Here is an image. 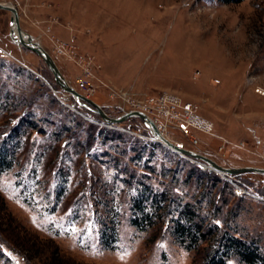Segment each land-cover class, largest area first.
<instances>
[{"label": "rangeland", "instance_id": "rangeland-1", "mask_svg": "<svg viewBox=\"0 0 264 264\" xmlns=\"http://www.w3.org/2000/svg\"><path fill=\"white\" fill-rule=\"evenodd\" d=\"M0 1L16 6L21 29L109 116L141 110L184 148L264 167V0ZM11 15L0 8V144L20 115L21 146L0 169V264H205L209 242L185 248L162 216L145 229L131 223L144 185L198 202L264 251V172L222 173L157 140L137 114L104 121L13 40ZM184 121L193 124L185 130ZM88 124L108 129L93 136ZM115 215L116 247L104 248L99 230ZM226 264L244 263L233 255Z\"/></svg>", "mask_w": 264, "mask_h": 264}, {"label": "trees", "instance_id": "trees-1", "mask_svg": "<svg viewBox=\"0 0 264 264\" xmlns=\"http://www.w3.org/2000/svg\"><path fill=\"white\" fill-rule=\"evenodd\" d=\"M72 105L78 109L81 107L74 101ZM85 115L94 116L90 110H86ZM20 117V115H17L15 119L12 117V127L1 132V136L4 138L0 144V169L10 166L11 159L21 146L19 145L18 137L20 125L19 127L17 125ZM87 127L89 134L93 136L106 132L108 129L106 126L100 124H88ZM68 141H70L69 136L63 140V144ZM91 142V139L89 141L87 139L86 148L91 145ZM205 170L211 172V169L205 168ZM217 180L216 178L215 181H212L213 187L216 186ZM144 186L141 194L131 199L132 213L130 220L137 228L145 229L155 222V218L161 219L162 216L165 230L170 229L175 239L185 248L192 249L203 241L209 242L207 246H210V248L205 255V264H226L227 260L233 255H236L244 264H264V251L254 236H251L250 239H243L242 236L236 234V231L230 232L228 228L223 230L220 224L210 219L209 211L201 212L199 210L201 205L197 204L198 202L187 201L182 204L176 197H169L168 192L165 190L153 192L148 189V186ZM207 186H209L208 179L205 182V189L202 191L201 197L207 195V191L209 190ZM222 191L218 187L212 198L208 199V202H211L213 207L219 202ZM176 200L174 212L177 215L173 216L170 212L169 202ZM116 218V215L114 218L109 217V220L105 222L106 224H101L99 230L100 241L104 248L112 249L116 247L118 240Z\"/></svg>", "mask_w": 264, "mask_h": 264}, {"label": "water", "instance_id": "water-1", "mask_svg": "<svg viewBox=\"0 0 264 264\" xmlns=\"http://www.w3.org/2000/svg\"><path fill=\"white\" fill-rule=\"evenodd\" d=\"M0 8L8 9L12 12L11 28H10L11 37L13 36V27L15 26V29L17 30V33L19 35L20 44L32 49L37 54H39L44 59V61L46 62L48 68L52 71L56 82L59 83L63 89L71 92L73 94L75 100L78 103H80L82 105H86L87 107L91 108L93 111L98 112L104 121H106L108 123H113V122L120 121V120L126 118L127 116H129L131 114H137L141 118L144 119L146 125L149 126V128L151 129V131L153 132V134L157 140L161 141V139H163V141L165 142V144L168 147H171V149H173V150H175V151H177L183 155L185 154V155L195 156V157H199V158L203 159L207 163V165L208 164L211 165L212 167H214L215 169H217L218 171H220L222 173L238 174V173L244 172V171L264 172V167H260V166H253V165L225 166V165H221L206 155L200 154V153L193 151L191 149L184 148L181 145H179L178 143L170 141L168 138H166L159 131V129L156 127L155 123L147 116V114H145L141 110H129V111H126V112H124L118 116H109L106 112H104V110L100 107V105L98 103H96L93 100L86 98L85 96L80 94L73 86H71L67 82V80L64 78L63 74L61 73L59 67L57 66V64H56L55 60L53 59V57L51 56V54L46 49H44L39 42L35 41L32 38V36L28 33H26L25 37L22 35L23 30L21 29L20 24H19V16H18L17 8L15 5L8 3V2L0 1ZM82 99L87 100L89 102V104H91V106H89L88 104H85L82 101ZM204 166H206V165L204 164ZM208 167H210V166H208Z\"/></svg>", "mask_w": 264, "mask_h": 264}, {"label": "bare ground", "instance_id": "bare-ground-1", "mask_svg": "<svg viewBox=\"0 0 264 264\" xmlns=\"http://www.w3.org/2000/svg\"><path fill=\"white\" fill-rule=\"evenodd\" d=\"M14 26V25H13ZM24 37L26 36V33L23 31V34H22ZM13 40L16 42V43H19V35L17 33V30L15 29V26L13 27V36H12ZM161 142H163L165 144V142L163 141V139H161ZM171 148V147H170Z\"/></svg>", "mask_w": 264, "mask_h": 264}, {"label": "built area", "instance_id": "built-area-1", "mask_svg": "<svg viewBox=\"0 0 264 264\" xmlns=\"http://www.w3.org/2000/svg\"><path fill=\"white\" fill-rule=\"evenodd\" d=\"M196 121H198V120H196ZM195 121V124H197V126L199 125L200 126V123H197ZM187 124H193V123H191V122H189V121H187V122H181V127L183 128V129H185V130H187L188 129V126H187Z\"/></svg>", "mask_w": 264, "mask_h": 264}]
</instances>
